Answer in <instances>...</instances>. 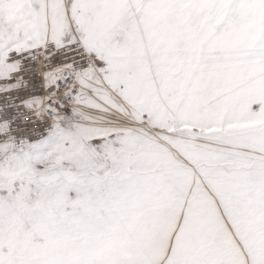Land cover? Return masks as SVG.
<instances>
[{
  "label": "snow or ice",
  "instance_id": "1",
  "mask_svg": "<svg viewBox=\"0 0 264 264\" xmlns=\"http://www.w3.org/2000/svg\"><path fill=\"white\" fill-rule=\"evenodd\" d=\"M0 264H264V0H0Z\"/></svg>",
  "mask_w": 264,
  "mask_h": 264
}]
</instances>
